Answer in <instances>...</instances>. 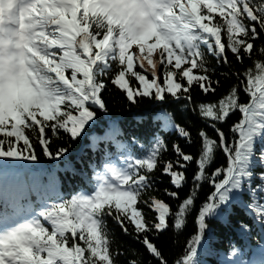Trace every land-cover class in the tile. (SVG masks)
I'll return each instance as SVG.
<instances>
[{
	"label": "snow or ice",
	"instance_id": "obj_1",
	"mask_svg": "<svg viewBox=\"0 0 264 264\" xmlns=\"http://www.w3.org/2000/svg\"><path fill=\"white\" fill-rule=\"evenodd\" d=\"M225 81H232L226 92L209 99ZM113 86L130 104L145 97L167 104L171 97L176 107L160 110L159 127L145 140L116 139L123 132L105 98ZM236 112L240 118L226 131ZM100 113L115 135L89 136L93 156L86 166L77 161L79 171L65 164L66 173L81 178L65 193L40 153L65 157L69 147L52 145L87 135ZM196 120L206 127L193 137ZM100 140L117 152L106 146L97 160ZM194 144L195 154L186 150ZM218 151L226 165L213 168ZM192 164L196 171L181 198ZM161 176L175 189H162L178 202L175 210L155 194ZM204 183L212 191L197 205ZM238 207L251 221H238L251 259L234 241L226 254L212 247L209 221L229 225ZM193 214L197 232L170 260L161 235L170 228L179 234ZM109 221L144 252L114 249ZM254 228L259 243L251 248ZM213 258L264 264V0H0V264H210Z\"/></svg>",
	"mask_w": 264,
	"mask_h": 264
},
{
	"label": "trees",
	"instance_id": "obj_2",
	"mask_svg": "<svg viewBox=\"0 0 264 264\" xmlns=\"http://www.w3.org/2000/svg\"><path fill=\"white\" fill-rule=\"evenodd\" d=\"M246 64H250L251 61L245 62ZM215 78V77H214ZM232 83V81H225L224 87L220 88L218 90V93L216 95L210 96L209 99L216 100L219 95L226 92L228 85ZM197 96L202 95L199 90L196 92ZM105 98L107 101V105L110 111L111 119L112 121H117L118 126L121 129V125H123L124 132L128 134H135L138 136H145V133H149L151 131H155L156 127H159V122H154V117L158 115L160 110L162 108H168L170 110L175 109L176 105H174L171 102V97H168L169 103L167 104H159L157 102H154L150 98H143L139 104L133 105L130 104L126 97L122 94V92L115 88V86L112 87V89L109 92L105 93ZM247 99V97H245ZM241 114L236 112L234 113L230 120L228 121V124L223 125L224 129L227 131L228 127L234 122L237 121L240 118ZM99 121L97 124H100V133H104L105 131H110L109 128L102 130V127H105L108 122L105 118V116L100 113L99 114ZM138 117H145L144 121L138 122ZM177 120H179V116L176 117ZM121 121H123L121 123ZM97 124L94 125L91 128H87L86 131L89 133H95V128L97 127ZM206 125L200 121L196 120L195 126L190 129V131L193 134V137H195L196 131L200 128H204ZM209 131L210 135H215L211 129H207ZM115 134V132H114ZM166 137L168 141H173L176 139L175 133H162ZM89 142L88 137H82L75 141H71L68 139L67 136L64 137L63 140H58L56 143L52 145V150L55 151L57 147L65 146L69 147V153L63 157L60 158L58 161H53L51 159L45 158L42 153H40V161L43 168H49V167H59V169L56 171V175L59 178V181L62 182L65 190H71L72 187L76 186L77 184L81 183V178L79 175H73L71 172H65L64 166L67 162H73L72 165L75 166V169L77 171L81 170L82 164L77 162L78 160H82L85 162V166L87 164V161L93 156V151L91 148L87 147V143ZM181 144H185V141L180 140L178 141ZM81 146H86L85 151L83 155H77V151L80 149ZM110 147L113 148L114 144H110ZM198 145H192L191 147H186L187 151H190L192 153H196ZM104 148L101 146L100 151L96 153V158L99 160L101 151ZM260 150V145H257V152ZM165 159L171 158L175 159V156L171 153L165 154ZM226 156L222 152H217L213 164V168L220 165H226ZM196 171L195 164H192L189 166L188 169V177H189V184H186L184 188L180 189V196L181 198H184L186 194L189 192V185L193 176V173ZM211 171V169H210ZM255 171L258 173L261 171L260 168H256ZM159 174V173H157ZM161 180H163V183L157 184V188L161 191H157L155 194L157 196H160L161 198L168 201L170 204H172L173 209L175 210L177 201L171 200L169 197L163 195L162 189L165 187H169L170 190L172 189L171 186L168 184V178L166 176H161ZM258 182V181H257ZM212 191V188L210 184L204 183L201 187V190L199 192L200 199L197 200V205L201 202V200L204 198L205 195L209 194ZM248 197L245 196V200H247ZM237 215H234L231 217V224L225 225L217 220H210L209 224L212 226L213 229H215L216 232V239L212 243V247L216 250H219L221 253L226 254L230 251V241H234L237 245L241 246L245 252L244 258H248L250 252V249L248 247H245V239L242 238L243 236H248L247 233H242V230L239 229L238 221L243 220L246 222L251 223L249 220L248 215L245 214L244 209L242 208H236ZM151 215V214H150ZM109 227L114 229L115 231V243L113 244V248L115 249L117 245L121 246L122 250H126L129 246L135 249H139L141 253L144 252V249L141 245L137 244L135 241H133L130 237L125 236L119 229L118 226L113 224L111 221L108 222ZM197 227L194 223V214L190 215L188 217L187 225L186 227L179 232V234H176L173 232V230L170 228L167 232L163 233L161 235L160 243L164 247L165 254L169 257V259H174L177 255H179L182 251V249L186 246L187 240L190 238L191 235L196 234ZM259 229L254 228L250 234V246L251 248L255 247L259 243ZM146 256V254H145ZM121 261L125 259V256L120 257ZM210 264H217V260L215 258L210 260Z\"/></svg>",
	"mask_w": 264,
	"mask_h": 264
}]
</instances>
